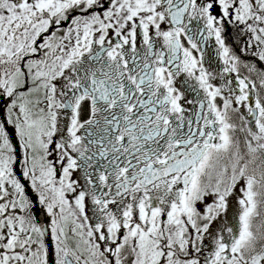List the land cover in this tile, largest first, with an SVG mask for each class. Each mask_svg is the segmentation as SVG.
<instances>
[{
  "label": "snow or ice",
  "instance_id": "6c2138e0",
  "mask_svg": "<svg viewBox=\"0 0 264 264\" xmlns=\"http://www.w3.org/2000/svg\"><path fill=\"white\" fill-rule=\"evenodd\" d=\"M0 264H264V0H0Z\"/></svg>",
  "mask_w": 264,
  "mask_h": 264
}]
</instances>
